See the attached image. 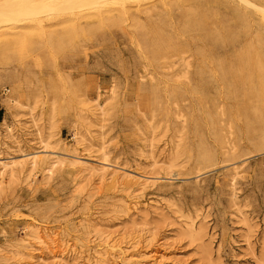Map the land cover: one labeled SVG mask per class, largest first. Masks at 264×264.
<instances>
[{
    "label": "rangeland",
    "instance_id": "rangeland-1",
    "mask_svg": "<svg viewBox=\"0 0 264 264\" xmlns=\"http://www.w3.org/2000/svg\"><path fill=\"white\" fill-rule=\"evenodd\" d=\"M25 1L19 15L0 7V156L50 159L0 176V264H54L51 251L60 264H264L263 133L248 135L211 61L264 40V0H124L99 14ZM239 13L250 29L235 44L192 26ZM72 153L151 183L53 164Z\"/></svg>",
    "mask_w": 264,
    "mask_h": 264
},
{
    "label": "bare ground",
    "instance_id": "bare-ground-1",
    "mask_svg": "<svg viewBox=\"0 0 264 264\" xmlns=\"http://www.w3.org/2000/svg\"><path fill=\"white\" fill-rule=\"evenodd\" d=\"M20 1H23V0H19V1L16 0L15 2H20ZM32 1H37V0H30V1L28 0L27 5L31 6V4H33ZM38 1H40V2H38V4L36 6L34 5L33 10L35 13L37 10V9H35V7H39V6L42 7L41 8L42 11L46 13V12L55 11V10L58 11L60 9V7L63 6V7L72 9V10H79V11L85 10V11H89V13L95 14L98 12L97 14H99L100 11H98V9L102 6H105V5L112 3L113 6H111V7H114V9L117 8V9L122 10L123 6H121V5L125 4L124 0H38ZM15 2L9 1L6 4L0 3L1 4L0 7L2 8L1 11L5 10V11H7L6 13H8V14L12 13L14 15L15 14L19 15V13H22V11H24L26 9L27 6L25 5V3H27V1H25L24 3L20 2V4L23 3L21 5L19 4L20 6H14L17 4ZM249 2L250 1H247L246 3L251 4V2L250 3ZM61 4H63V5H61ZM24 5L26 6L25 8L23 7ZM59 5H61V6H59ZM215 5L216 4H214V6ZM30 6H29V8H30ZM262 7L255 6V8H253V9L255 10L257 8L262 13V17H263V21H264V9ZM29 8H27V11ZM32 8H33V6H32ZM63 9H65V8H63ZM112 9L113 8H110L109 11H111ZM258 10L256 12H258ZM106 12H104V13L106 14ZM35 13H33V14H35ZM37 13H39V12H37ZM104 13L101 12L100 14H104ZM23 15L24 14H21L20 16H23ZM95 17H98V16L95 15ZM227 17H229V16H227ZM2 18H0V19H2ZM194 18H196V17H194ZM229 19H231V18H229ZM236 19H237V21L214 22V25L216 26V28H218L217 31L210 30L211 27H209V29H208L209 24L206 23L205 21H203L202 19H200V21H194V22L191 21L192 23H194V24H192V23L191 24L194 28L204 31V33L206 35V36H204L206 38L205 39L206 41L217 42L223 38L224 40L235 44L237 41H239L238 39L241 37L240 34L241 33L246 34L248 32V30L250 29L249 23H248L249 21L247 20L245 14L239 13L237 15ZM211 23H213V22H211ZM184 24H186V23H184ZM183 28H185V27H183ZM0 36H1V33H0ZM164 38L165 37H162V39H164ZM171 38L173 40H175L174 37H171ZM256 38H257L256 44L251 43V44L245 45L238 52L236 59L231 60V61H223V60L217 59L215 57H212L211 61H215L217 63L216 68H214V69H216L215 75L220 80V82L222 84H224L226 87H228L229 92L232 95H234V97H236L237 99H239V98L243 99V101H244L243 103L245 104V107L242 108L244 110V112L242 114L247 119V125H248L247 126V133H248V135H252V133L260 130V131H262V133H263L262 136L264 138V40L259 35H257ZM165 39L167 40L168 38H165ZM241 39H243V38H241ZM173 40H171V41H173ZM187 40H189V39H187ZM174 42H176V41H174ZM176 46H178V45H176ZM168 49H171V48L169 47ZM163 52H165V51H163ZM161 53H162V51H161ZM174 54H176V53H174ZM202 55L204 56L205 53L203 52ZM158 56H160V55H158ZM166 57H167V55H166ZM199 78H200V76H199ZM204 79H205V77H204ZM202 81H203V79H202ZM6 99H7V97H5V100ZM249 112H252L253 117H251V118L248 117L250 115ZM5 123H6L5 120L0 121V124H5ZM7 130L11 132V127L8 126ZM261 145L262 146L264 145V141L262 142ZM41 152L42 151L35 152V153H24L21 156V158L19 159V161L15 160L13 157L2 158L0 156V176L4 175V173L7 170H10L12 172V175H13L16 167H21V169H23V167H26V166L35 167V166L39 165L40 162L44 163V162L48 161L50 159V156L47 154H43L44 152L43 153H41ZM210 152H207L205 155L204 159H206L207 161L212 158V155ZM75 153L62 154V156L59 155L60 157L58 156L56 161L52 160L53 164L54 165H57L58 163H61V164L64 163L65 164V162H67V164H69L70 166H73L76 169L78 168L82 172H85L90 176H98L100 178H104L106 176L107 177L111 176L115 181L119 180L121 177L128 184L135 185V186L144 187V186L151 183V181L149 179H146V178L143 179L137 175L129 174V173L120 171L119 169L115 168L112 164H110V162L107 161L106 159H103V161H100L99 165H93L87 161H84L83 159H85V158L83 156H80V155L75 154ZM37 238L39 240L38 243L40 246L45 248L46 245H48L47 242L42 237L38 236ZM48 248H50V246ZM51 252L54 255V259H56L54 264H60L61 261L58 262L59 260H57L59 258V257H57L58 251L57 252L51 251ZM101 259H102L101 261H104V256H102Z\"/></svg>",
    "mask_w": 264,
    "mask_h": 264
},
{
    "label": "trees",
    "instance_id": "trees-1",
    "mask_svg": "<svg viewBox=\"0 0 264 264\" xmlns=\"http://www.w3.org/2000/svg\"><path fill=\"white\" fill-rule=\"evenodd\" d=\"M0 116H1V112H0Z\"/></svg>",
    "mask_w": 264,
    "mask_h": 264
}]
</instances>
